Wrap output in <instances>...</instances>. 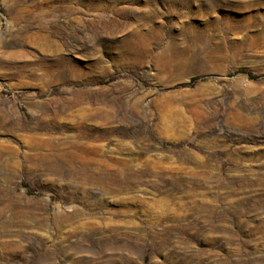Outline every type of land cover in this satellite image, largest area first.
Wrapping results in <instances>:
<instances>
[{
    "label": "rangeland",
    "instance_id": "obj_1",
    "mask_svg": "<svg viewBox=\"0 0 264 264\" xmlns=\"http://www.w3.org/2000/svg\"><path fill=\"white\" fill-rule=\"evenodd\" d=\"M0 264H264V0H0Z\"/></svg>",
    "mask_w": 264,
    "mask_h": 264
},
{
    "label": "bare ground",
    "instance_id": "obj_2",
    "mask_svg": "<svg viewBox=\"0 0 264 264\" xmlns=\"http://www.w3.org/2000/svg\"><path fill=\"white\" fill-rule=\"evenodd\" d=\"M79 9V8H78ZM50 12V11H49ZM133 34V33H132ZM138 34V33H137ZM131 35L130 36V40H131V42H132V44L133 43H137L139 40H142V39H145L144 38V36H143V34L142 33H140V34H138V35ZM148 36V35H147ZM133 48V47H132ZM127 49V48H126ZM179 56V55H178ZM180 57V56H179ZM181 62V61H180ZM31 141V140H30ZM80 143V142H79ZM29 149V148H28ZM31 149V148H30ZM61 154V153H60ZM5 160V159H4ZM68 161V160H67Z\"/></svg>",
    "mask_w": 264,
    "mask_h": 264
}]
</instances>
